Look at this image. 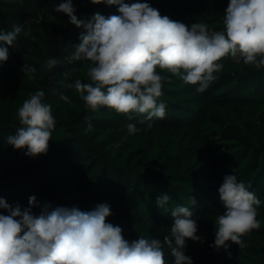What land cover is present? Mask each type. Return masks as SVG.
I'll use <instances>...</instances> for the list:
<instances>
[{"label": "trees", "instance_id": "trees-1", "mask_svg": "<svg viewBox=\"0 0 264 264\" xmlns=\"http://www.w3.org/2000/svg\"><path fill=\"white\" fill-rule=\"evenodd\" d=\"M60 2L0 0V29L23 28L13 46L0 42L9 52L8 60L0 63V197L23 210L35 196L37 205L31 210L37 215L44 204L50 210L64 206L91 211L107 203L113 213L108 222L120 226L129 241L144 235L163 242L170 235L171 211L186 206L193 211L202 238L186 242L185 254L193 264H264V68L225 57L220 61L223 69L215 74L218 78L203 93L172 77L158 100L166 105V115L151 121L150 128L147 122L139 123V116L130 121L107 107L93 111L68 87L76 79L90 82L91 62L72 59L85 29L55 11ZM139 2L188 26L203 22L211 33L223 30L229 0ZM73 6L86 22L96 13L119 15L116 5L73 0ZM49 58L60 63L42 70ZM26 63L36 68L32 80L21 71ZM36 91L45 93L56 125L47 153L29 157L26 149L9 145L7 137L21 126L18 108ZM62 94L72 103L61 100ZM129 123L139 131L130 134ZM226 175H235L261 201L257 216L261 227L242 238L247 247L229 241L227 251H217L210 245L215 221L225 210L218 190ZM164 194L171 197L166 210L156 205ZM163 251L166 264H173L167 245Z\"/></svg>", "mask_w": 264, "mask_h": 264}, {"label": "clouds", "instance_id": "clouds-1", "mask_svg": "<svg viewBox=\"0 0 264 264\" xmlns=\"http://www.w3.org/2000/svg\"><path fill=\"white\" fill-rule=\"evenodd\" d=\"M90 2L116 5L119 15L96 13L86 22L77 17L73 0H61L55 11L85 29L72 59L91 62L87 70L90 82L76 79L68 87L93 111L107 107L130 121L139 116V123L147 122L150 128L151 121L166 115V105L158 100L164 83H171L172 77L203 93L218 78L215 74L223 69L220 61L225 57L264 68V0H229L223 30L211 33L203 22L188 26L161 15L147 2ZM22 31L21 25H13L11 31L0 29V42L13 46ZM8 58V48L0 44V63ZM59 63L49 58L42 70L50 71ZM21 71L29 80L35 78L34 66L26 63ZM44 96L43 91L29 94L17 111L21 126L7 137L9 145L26 149L29 157L47 153L56 125ZM60 99L72 103L67 95ZM91 129L89 122L87 130ZM127 129L130 134L139 131L134 123L127 124ZM218 191L225 210L215 221V240L210 247L227 251L230 241L243 249L247 245L242 238L261 227L257 219L261 201L235 175H226ZM170 198L158 196L157 207L166 210ZM28 203L30 207L22 210L0 197V209L7 211L0 212V264H166L164 245L171 250L173 264H193L185 254L186 242H202L197 220L186 206L171 211L170 235L161 242L144 235L133 241L125 239L122 228L108 222L113 213L107 203L91 211L64 206L50 210V205L44 204L38 215L31 210L37 205L36 197H29Z\"/></svg>", "mask_w": 264, "mask_h": 264}]
</instances>
